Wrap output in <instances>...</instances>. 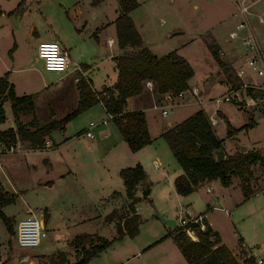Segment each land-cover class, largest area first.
<instances>
[{"label": "rangeland", "instance_id": "obj_1", "mask_svg": "<svg viewBox=\"0 0 264 264\" xmlns=\"http://www.w3.org/2000/svg\"><path fill=\"white\" fill-rule=\"evenodd\" d=\"M18 1L0 0V9L6 12L9 9L13 10L8 22L7 16L0 14V48L6 45L4 54L7 58L9 56L7 49L11 47L13 41H16L17 48L13 50L14 65L19 69L14 73V77L17 76L30 83L29 89H38V82L43 79L48 82L56 81L50 84L48 90L43 89L33 98L32 109L24 105L18 110L19 121L30 126L32 118H35L36 123L42 124L49 119L50 112L55 118H59L71 110H66L70 105L67 101L60 102L59 93L70 88L68 79L70 80L77 73L59 80L62 72L45 70L41 60H35V56L36 44L42 39L49 38L45 35L50 32V26L63 28L64 33L69 30L67 35L69 37L71 34L76 35L73 26L74 23L76 25V21L75 19L73 21L71 16L68 17L65 12L67 8H63V5L70 4L72 0H25L24 3L21 0L18 7H15ZM254 1L247 18L264 51V0ZM136 2L138 5L133 8L131 17L156 55L175 50L192 67L193 74L189 82L198 88L201 96L199 97L201 103L197 105L208 118V113L211 110L215 111L216 123L212 128L215 129L216 136L222 139L223 151L229 154L239 150L238 144H240L246 146L245 151L255 150L264 155V115L239 108L232 103L213 101L214 97L226 90L229 82L237 83L236 78L233 77L234 67H238L236 65L241 61L239 59L237 62L238 58L245 61L241 55L239 41L234 40L231 43L232 45L229 46L231 51L226 57L224 51L222 53L217 51L224 65L216 62L206 46L214 42L210 31L220 28L226 32L227 29L234 28V23L239 21L235 3L232 0H136ZM117 8L118 0H105L99 6L108 19L117 16ZM70 13H72L71 9ZM258 15L263 16L262 22L259 21ZM5 32L7 34H4ZM114 42L118 46L117 41ZM119 48H122L120 54H126L135 52L138 46L125 45ZM238 65L241 66L242 62ZM110 71V68H106L109 76ZM151 94L152 102L159 100L157 93L151 91ZM65 99L66 97H63L62 100ZM187 100L195 101L194 97L186 96L178 100L175 106ZM88 108L69 119L62 130L51 132V139L55 142L66 139L62 146H57L56 152L76 156L71 168L78 173L80 183L76 182L73 174H66L64 178L55 176L61 165L54 164L51 170L46 171L45 164H42V172H40L42 182L49 180L51 184L38 185L36 181L40 176L39 167L36 170L27 167L21 149L16 147L13 151H8L4 146H0L3 150L0 153V184L4 190L14 193V201L2 207L3 213L12 219L10 233L0 220V252L3 264L6 262L27 264V260L18 262L19 252L20 255L24 254L23 252L28 255L42 252V256L38 258L40 264H50L49 255H56L59 252L65 254L67 259L72 253L70 255L72 261L76 257V251L70 241L76 235L89 233L108 239L113 238L116 235L115 222L119 220L122 209L125 212L129 211L130 199L125 194L124 184L117 172L118 167L134 164L132 160L126 158V154H133V157L135 155L137 163L141 164L144 171V186L153 183V188L145 196H141L140 189L136 187L134 196L139 199L133 205L138 206L140 221L135 235L139 234L140 238L150 226L159 228L163 226L170 234L176 225L179 211L188 217L184 212V207L188 205L191 216L201 213L204 220L217 232L221 243L236 254L240 263L247 264V260L252 258L251 264H256V259H261V264H264V162L257 161L250 166L247 184L251 193L247 197L240 188V179L233 177L231 186H223L218 180L213 179L209 183L212 187L210 193L206 192L205 186L202 185L188 193V201L177 200L163 189V181L155 182L159 171L150 160L151 156L148 152L150 147L147 145L143 148L146 150V162H143L145 158L139 159L137 153H132L124 141H122L124 149L117 146L108 152V144L114 139L115 133L113 131L111 136L101 138L100 130L109 126L113 128L114 122L105 115L99 105L93 104L90 109ZM193 108L188 107L187 111ZM7 112L11 117L12 112L8 110ZM152 113L156 115L157 120L151 119L150 129L154 133L155 128H160L161 120L164 118L156 109L148 112V116H152ZM175 113L177 109L173 115L178 117ZM101 118H106V122L103 123ZM88 121L94 122L91 128L93 138H87L84 134V127ZM242 125L243 128L234 132L232 137L227 136L229 127ZM117 134L119 136L120 133ZM96 143L98 144L96 147L91 146ZM151 146L160 154L165 169L181 171L162 137L155 138ZM116 158H124V160L117 164ZM206 201L209 202L208 205ZM27 205L32 207L36 217L44 210L50 217L44 218L46 235L38 245L19 247L15 242L16 221L28 214L25 212ZM162 208L166 209L164 214ZM112 210L117 214V218L110 222L106 221L105 215ZM158 214L173 219L174 225L164 223ZM152 220H159L157 221L159 225L152 223ZM135 235L123 234L121 237H115L108 247L97 253L95 257L92 256L87 263L102 264L105 260L113 263L114 258L109 259V256L114 250L123 246L125 240ZM87 243L88 240H85V246L88 245ZM124 250L128 251L126 248ZM142 260V256H135L134 259L123 264L134 262L140 264ZM35 264L39 263L35 262Z\"/></svg>", "mask_w": 264, "mask_h": 264}, {"label": "trees", "instance_id": "obj_2", "mask_svg": "<svg viewBox=\"0 0 264 264\" xmlns=\"http://www.w3.org/2000/svg\"><path fill=\"white\" fill-rule=\"evenodd\" d=\"M100 1L102 0H91V3L97 4ZM137 5L136 0H118V13L113 22L118 46H138V49L132 53L113 57L117 79L112 86H104L96 90L97 95L92 91L89 81L81 77L77 81V104L63 116L55 118L50 112L46 122L38 124L35 118H32L30 126L24 125L19 121L18 110L24 105L32 109L36 94L16 95L13 84L7 78V72L0 75V122L4 120L2 102L8 100L15 123L14 128L0 130V140L4 147L14 144L17 139L28 142L32 148L43 147L45 138L53 130H62L69 119L97 102H100L105 111L112 115L111 119L131 151H136L152 141L147 131L144 112L126 111V99L142 92L144 82L147 80L152 82L153 91L157 94L165 91L176 93L186 89L193 69L175 50L157 56L143 45L129 15V11ZM208 48L216 62L223 64L217 47L208 44ZM10 51L11 48L8 53ZM229 83L234 84V82ZM102 91H105V94H102ZM229 128L228 135H231L243 128V125ZM159 136L165 140L182 170L173 179L176 193L186 195L203 182L213 179H218L223 186H227L233 177L240 179V188L245 197L251 193L247 184L250 166L257 161L263 163L264 155L255 150H236L231 154L224 152V157L216 160L213 151L222 148V139L216 136L207 114L201 108L168 126ZM118 175L122 179L125 194L130 202L127 214L119 215V220L115 222L116 235L111 239L89 233L76 235L70 241L76 251L74 261L70 262L65 254L59 252L56 255H49L50 264H86L92 256L108 247L115 237H121L123 234L133 236L137 233L140 217L134 210L133 203L139 199L134 195L136 187L143 183L144 171L140 163H135L132 166L121 167ZM13 201L14 193L4 190L0 184V220L8 233L12 231V219L3 213L2 207ZM115 217L117 218V214L113 210L105 215L106 221L109 222L116 219ZM169 235L172 236L188 264H243L239 262L236 254L221 243L219 235L204 220L201 213L185 228L174 225ZM85 240H88L87 246L84 244ZM252 261L253 259L249 258L247 264H251Z\"/></svg>", "mask_w": 264, "mask_h": 264}, {"label": "crops", "instance_id": "obj_3", "mask_svg": "<svg viewBox=\"0 0 264 264\" xmlns=\"http://www.w3.org/2000/svg\"><path fill=\"white\" fill-rule=\"evenodd\" d=\"M20 1L21 0H19L17 2L15 7H18V4L20 3ZM104 1L105 0H102L97 4H92L91 0H72L69 2L70 4H67L65 6L63 5V8H67L65 10L67 16L68 17L71 16L73 21H74V19L76 21V25H75V23L73 24L74 29L76 30V35L71 34V36L67 37V35L69 34V30L65 31V33H64L63 28H62L63 29L62 30V29H59L57 27H51L50 26V32H48V34L45 35V37H49V38L40 40V41L58 40L60 42V44L62 45V47H64L68 52L69 59H70V65L68 67V70L66 72L62 73V76L59 78V80L63 77L69 76L70 74L77 73V75H74L70 80L68 79V83H69L68 86L70 88L68 90L66 89L64 92L59 93L60 102L64 103V101H67L68 104H70L66 110L73 109L77 104V101H78L77 81L81 77L84 79H87L89 81L90 85L97 90H100L104 86H112L117 79V69L115 67V61H114L113 57L116 55H119L122 48H119L118 46H116V42H114V41H116L115 40L116 39L115 26H114V22H113L115 17L113 19H108L105 16L104 11L99 9V6ZM232 1L235 3L236 8H237V1L238 0H232ZM22 2L24 3L25 0H22ZM70 9H71L72 13H70ZM12 11L13 10L9 9L6 12L5 10L3 11L2 9H0V14L2 16L6 15L7 16V22H8L9 17L12 15L11 14ZM132 12H133V9L129 11L130 17H131ZM258 17H261L262 21H263V16L258 15ZM131 19H132V17H131ZM132 21H133V19H132ZM262 21H260V22H262ZM236 22H238V21H236ZM133 24L135 26L134 21H133ZM135 28L138 31V33L142 39L143 45H145L152 53H154L156 55V53L152 50L150 43H148L144 39V36L142 35L141 31H139V29L136 26H135ZM107 29H108V31L106 32ZM231 29L232 28L227 29L226 32L221 30L220 28H215L212 31H210L211 32L210 35L214 41L213 44L217 47L218 52L222 53L224 51V53H225L224 57H226V54H229L231 51L229 46L232 45L231 44L232 42H229L227 40V34H228L229 30H231ZM6 30H9V29H6ZM8 32L10 33L11 31H8ZM4 34H7V33L5 32ZM206 46H208V45H206ZM10 48H11V51H10V53H8ZM10 48L7 49V54L9 55L7 58H5L6 56L4 54V52L6 51V45H4V47L2 49L0 48V75H2L4 72H7V78L13 84L14 92L16 95L35 93L37 96L39 94V92L42 91L43 89L45 91L48 90L49 87L51 86L50 84L56 83V81L48 82L47 80L43 79V80H40V82H38V87H37L38 89H29V86L31 85L30 83L26 82L25 80H23L17 76L14 77V73H16V71L19 69V68H16L14 65L15 55L13 54V50H15L17 48L16 41H13ZM157 56H161V55H157ZM37 59H39V58L36 55L35 60H37ZM239 59L241 61H239ZM238 61L242 62L241 66L238 65L239 64ZM237 62H236L237 63L236 66L244 67V61L241 58H238ZM106 68L111 69L110 76L106 72ZM234 68H237V67H234ZM78 75L81 77H79ZM233 77H234V75H233ZM188 85H189V87L193 86L190 84L189 80H188ZM230 85L231 84L228 83V86H230ZM151 95H152L151 91L146 87L139 94L130 96L126 99V104H125V110L126 111L142 110L144 112L147 131H148L150 138L152 139V141L150 143L143 145L138 150H136V151L130 150V151L134 154L137 153L136 155H138L139 159L145 158L143 162H146L147 161V157L145 155L146 150H143V148L148 145L147 147H150L148 150V152L151 156L150 160L151 161L155 160V163H157V166L155 168L159 171V176L155 179V182L159 183L160 181H163V189L166 191V193L168 195L172 194V196L174 198H176L177 200L185 199V201H188L189 198H187V197H189L190 193L188 195L187 194L186 195H180V194L176 193L174 186H173L174 177L176 175L180 174L182 172V170L180 172H178V170L176 171L175 169H172L171 171H168L167 169H165L164 166L162 165V162H161L162 160H161L160 154L155 150V148H152L151 145H152L153 141L155 140V138H158V137L160 138L159 134L165 128H167L168 126L182 120L183 118H185L189 114L193 113L197 109H200L199 106L197 105L199 103H196L195 101H192V100L181 101L176 106H174L173 110H171L165 117L162 116L164 119L161 120L160 128H155V132L152 133V131L150 129L151 119H154V121H157V120L155 118L156 115L154 113H152V116H148V112L155 110L151 106L152 105ZM56 96H58V94H56ZM63 97H66V99L62 100ZM199 97H201V96H199ZM95 104L99 105L101 110L108 117V113L105 111L103 105L100 102H97ZM92 106H90L88 109H90ZM22 107L23 106H21L20 109ZM188 107H194V108L187 111ZM2 108H3V112H4V120L2 122H0V130H5L9 127L14 128L15 123H14L13 115L10 117V115L7 112V110L12 112L11 107H10V102L8 100H4L2 102ZM184 108L186 110H184ZM176 109H177V113H175V114H177L178 117H176V115L175 116L173 115V113ZM170 114H171V117H170ZM208 115H209V117L210 116L214 117V111L211 110L208 113ZM101 119H103V118H101ZM215 121H216V118H215ZM86 126L84 127V129L86 128ZM113 131L115 133V136H114V139H112V141H110L108 144L109 145L107 147L108 152L110 150L115 149L117 146H120L124 149V143L122 142V141H124V139L122 138L121 134H119V136H118L117 133L119 132V130L116 127V125L113 126V128H112V126H109V128L101 129L100 130L101 138H107V137L111 136V133ZM229 132H230V128L227 129V136L232 137L233 133L231 135H228ZM65 140L66 139L55 142L54 140L51 139V133H50L49 136H47L45 138V141H46L45 145L43 147H40V148H32L29 146L28 142L21 141L18 139L14 143L15 147L22 150L24 162H25V165L27 167H32L35 170L39 167L38 168V172H39L38 174L40 176L37 178V181H36V183L38 185L42 186V183L43 184H51V183H49V180H45L42 182V173H40V172H42V164H45V170L46 171H47V169L51 170L53 168L54 164L61 165L62 167L56 171L55 176L64 178V176L66 174H68V175L73 174L76 182H78V183L81 182L80 179L78 178V173L76 171L72 170V168H71V166H73V161H74L76 156L74 154L68 156L65 153L55 151L58 148L57 146H62ZM99 140H101V139H99ZM97 145L98 144L96 143V144H93L91 146L96 147ZM2 152H3V150H1V148H0V153H2ZM233 152H231V153H233ZM231 153H229V154H231ZM126 158H128V160H132V162H134V164L137 163L136 156L134 155V157H133V154H126ZM121 160H124V158H119V159L116 158V163L118 164V162ZM120 168L121 167H118L117 172ZM216 180H218V179H216ZM210 181H205L200 185V186L204 185L205 186L204 189L208 193H210L212 190L211 185H209ZM152 184L148 183V186L150 188L149 192L153 188ZM229 185H227V186H229ZM141 186H144V184L142 183V184L138 185L137 188H139ZM198 187H196L195 189H197ZM114 191H116V190H114ZM216 199H217V197H216ZM217 201H219V200L217 199ZM206 202L208 205L209 202L208 201H206ZM186 204H189V203H186ZM135 208H136V213L138 215H140V213L137 212V210H138L137 205H135ZM187 208H189V207H187ZM188 210H189V214L191 215L192 214L191 210L190 209H188ZM165 211H166V209L162 208L163 214L165 213ZM25 212L28 213L26 215H34V213L32 212V207L30 205H27ZM121 213H122V215L127 214V212L123 211V209H122ZM121 213H120V215H121ZM203 213H205V212H203ZM38 217L42 218L43 225H44V218L49 219L50 215L46 210H44L43 213L40 212ZM152 221H153L152 223L159 225V223L157 222L159 220H152ZM146 229H148V230H146V232H144V234L140 238H139V234L135 235L134 237H129L128 240H125L123 246L117 248L118 250H114V252L109 256V259L114 258L113 263H111V262L108 263L105 260L104 263H102V264H123L128 260L134 259L135 256H142L143 257V260L140 264H188L186 262V260L184 259V257L182 256V254H181L179 248L177 247L176 243L174 242L172 236L168 234V232H167L168 230L166 231V229L163 226H161V228H159L157 226L156 227L150 226L149 228H146ZM0 248H1V246H0ZM125 248L128 251L124 250ZM41 249L42 248H40V250ZM113 249H115V246L113 247ZM23 253L24 254L20 255V252H19L18 262H23V261L27 260V264H35V262L40 264L38 258H39V256H42V252H38L36 254L33 253L34 255H31V254L28 255L26 252H23ZM71 254L72 253H70L68 255V259L70 262L74 261V260L71 261V259H70ZM93 257H95V255ZM2 259H3L2 253L0 252V264H3ZM5 264H8V263L6 262ZM133 264H137V263L134 262Z\"/></svg>", "mask_w": 264, "mask_h": 264}, {"label": "built area", "instance_id": "obj_4", "mask_svg": "<svg viewBox=\"0 0 264 264\" xmlns=\"http://www.w3.org/2000/svg\"><path fill=\"white\" fill-rule=\"evenodd\" d=\"M254 2V0L237 1L236 9L239 15V21L234 24V28L229 30L227 40L229 42H233L234 40L240 42V47L242 49L241 55L245 60L244 67L234 68V77L237 83L228 86L223 93L214 97L213 101L215 103L221 101L232 103L239 108L249 109L264 115V51L247 18V15L250 13V7ZM258 19L262 21L261 17H258ZM51 47H55L56 50L55 60L49 56L43 55V53ZM36 55L41 60L45 70L64 73L68 70L70 65L68 52L62 47L58 40L39 41L36 44ZM56 60L62 61V64L58 68L53 67ZM144 85L150 91H153V84L151 81H145ZM96 90L97 89L92 87V91L95 95H97ZM102 94H105V91H102ZM158 95L159 100L153 101L151 106L153 109L158 110L163 117L170 112L171 107L175 106L178 100H182L186 96L194 97L196 103L201 102L199 90L195 86H188V88L176 93L165 91ZM111 116V114H108V118H111ZM209 120L211 125H214L216 122L215 118L212 116L209 117ZM105 121L106 118L102 119L103 123ZM93 126L94 122L89 121L84 129V134L87 138H93L94 135L91 131ZM0 146H3L1 140ZM4 148L8 151H13L16 147L14 144H9ZM152 163L155 167L157 166L155 160H152ZM184 212L188 217L182 215L180 211L178 212L177 222L175 224L179 228H185L189 222L193 221L197 216H191L187 207H184ZM45 235L46 230L41 217L26 215L16 221L15 242L19 247L36 246ZM261 262V259L255 260L256 264H261Z\"/></svg>", "mask_w": 264, "mask_h": 264}, {"label": "water", "instance_id": "obj_5", "mask_svg": "<svg viewBox=\"0 0 264 264\" xmlns=\"http://www.w3.org/2000/svg\"><path fill=\"white\" fill-rule=\"evenodd\" d=\"M14 20H15V22H16V19H15V18H14ZM238 149H239V151H245L246 146H245V145H240V144H238ZM213 154H214V158H215L216 160H220V159H222V158L224 157V151H223L222 148H218V149L214 150V151H213ZM139 189H140V195H141V196H145V195H147L148 192H149V190H150V188H149L148 185L141 186V187H139ZM158 217H159L164 223H166V224L174 225V223H175L173 219H171V218H166V217H164L162 214H158Z\"/></svg>", "mask_w": 264, "mask_h": 264}, {"label": "clouds", "instance_id": "obj_6", "mask_svg": "<svg viewBox=\"0 0 264 264\" xmlns=\"http://www.w3.org/2000/svg\"><path fill=\"white\" fill-rule=\"evenodd\" d=\"M55 54H56L55 47L48 48V49L43 53L44 56H49V57H51L53 60H55ZM61 64H62V61H60V60H56V61H55V64L53 65V67L58 68V67H60Z\"/></svg>", "mask_w": 264, "mask_h": 264}]
</instances>
